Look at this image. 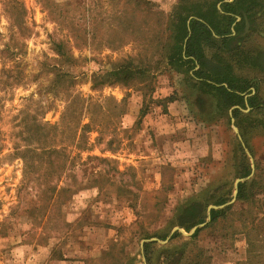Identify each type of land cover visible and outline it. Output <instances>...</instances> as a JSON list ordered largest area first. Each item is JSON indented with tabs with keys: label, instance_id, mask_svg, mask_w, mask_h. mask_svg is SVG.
<instances>
[{
	"label": "rangeland",
	"instance_id": "374dc122",
	"mask_svg": "<svg viewBox=\"0 0 264 264\" xmlns=\"http://www.w3.org/2000/svg\"><path fill=\"white\" fill-rule=\"evenodd\" d=\"M186 1L0 0V264H264V111L233 118L166 65ZM223 55L264 102V70ZM242 154L251 206L232 201ZM232 190L228 220L176 225Z\"/></svg>",
	"mask_w": 264,
	"mask_h": 264
},
{
	"label": "trees",
	"instance_id": "16d2710c",
	"mask_svg": "<svg viewBox=\"0 0 264 264\" xmlns=\"http://www.w3.org/2000/svg\"><path fill=\"white\" fill-rule=\"evenodd\" d=\"M179 14L175 13L174 16L176 17L173 16V18L178 20V25L175 24V21L169 22V24L167 23L166 25V31L168 30L169 32L166 38L168 41L173 40L174 42L171 51L166 57V65L172 69L185 67L187 68L186 72L191 71L192 75H190V80H193L196 85L204 88L207 93L214 97L215 100L218 101V106L221 110L228 111L238 106L236 109L232 110V117L237 118V116L241 114L239 108H243L245 105L242 94H251L250 88L252 86L249 84V80L239 77L234 78L232 66L230 63L226 62L227 57L225 59L224 55L221 54L207 57L204 52L206 47L215 48L216 42H220V44L225 45V47L228 46L227 49L229 52L235 51L237 48L232 50L228 42L230 38H226V35L229 34L228 29H213L210 26L212 24L209 18L210 14L208 13L206 16L202 14L197 15L200 19H203L209 27L193 19L187 24L189 16L180 17ZM193 14L194 13L191 12L189 15L195 16ZM213 33L220 36L219 41L215 40L212 36ZM219 48L220 45L218 46V49ZM133 68L134 67L130 66H119L115 71L110 73L109 77L114 78L116 82H129L134 79L135 75H142L141 68ZM180 72L185 73L184 71ZM246 104L253 111H264V104L258 102L256 94L248 97ZM238 126L239 124L237 127ZM244 162L245 157L242 154L241 163L243 166H241L242 169L239 171L236 179H247L251 173L250 165H246ZM254 180L253 176V178L237 184L236 202L245 203L250 206L254 205L248 203L250 200L254 199V195L250 198L252 195L250 192L252 187L250 185L255 183ZM232 193L233 190L230 192V198L216 200L213 205L219 207L226 204L231 200ZM207 207V205L201 202H193L186 205L181 209L180 214L177 215L176 225L183 231L190 232L193 227L204 223L207 218H209V225L214 223L217 224L222 220H228L226 215L234 211L233 205H230L220 209H210L207 213ZM247 214L251 215L252 210H249ZM241 218H243V215ZM229 224H232V222ZM230 228V225L227 226V229ZM200 231L201 229L196 230L191 237H196ZM175 236H179V234L176 232L172 235V237ZM144 245L145 248L149 246L148 244ZM145 257L148 262L149 260L146 254ZM171 263L179 264V261Z\"/></svg>",
	"mask_w": 264,
	"mask_h": 264
},
{
	"label": "crops",
	"instance_id": "0c3cea01",
	"mask_svg": "<svg viewBox=\"0 0 264 264\" xmlns=\"http://www.w3.org/2000/svg\"><path fill=\"white\" fill-rule=\"evenodd\" d=\"M185 5L189 6L188 9L195 15L188 17L189 20H187V24L193 19L208 26L206 22L197 15L202 14L206 16L208 13L210 14L209 18L212 24L210 26L213 29H228L229 34L226 35V38H230L228 41L229 46L232 50L234 48L237 49L233 52H229L227 49L228 46L225 47V45H221L220 42H216L215 48H211V52H213L212 56L218 54H226L227 56L234 55L235 59L233 61L235 63L239 64L240 62H245L247 65H250V68L264 70V64L260 60L264 55L263 51L257 49L254 52L256 54L252 56L244 51V42L249 41L248 37L257 34L259 38L264 36V32L260 31L264 26V0H187ZM212 36L215 40L219 41L220 36L214 33ZM219 45L220 48L218 49ZM232 69L234 70V66H232ZM233 75L238 74L233 71ZM237 77L242 78L239 75ZM249 84L252 86L250 88L251 94L244 93L246 94L244 95L245 106L248 107L246 100L253 94H256L259 103L264 104L259 98L258 83L249 81Z\"/></svg>",
	"mask_w": 264,
	"mask_h": 264
},
{
	"label": "water",
	"instance_id": "95a60500",
	"mask_svg": "<svg viewBox=\"0 0 264 264\" xmlns=\"http://www.w3.org/2000/svg\"><path fill=\"white\" fill-rule=\"evenodd\" d=\"M235 131L237 130L235 127L233 128ZM238 138L240 139V137L238 136ZM253 169H254V167H253V165H251V174H252V172H253ZM250 174V175H251ZM250 177V176H249ZM248 177V178H249ZM239 182H242V180L241 179H238V180H236V182H235V191H234V198H233V200L232 201H234L235 200V197H236V195H237V184L239 183ZM223 206H221V208H222ZM209 211V210H208ZM205 225V223L204 224H201L200 226H204ZM195 229H196V227H194L192 230H191V233H194L195 232ZM154 239H152V240H150V241H153Z\"/></svg>",
	"mask_w": 264,
	"mask_h": 264
}]
</instances>
